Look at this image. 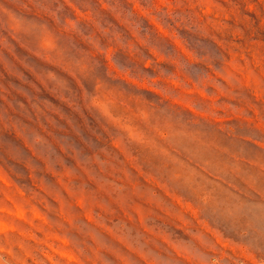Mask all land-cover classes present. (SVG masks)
<instances>
[{
  "label": "rangeland",
  "instance_id": "rangeland-1",
  "mask_svg": "<svg viewBox=\"0 0 264 264\" xmlns=\"http://www.w3.org/2000/svg\"><path fill=\"white\" fill-rule=\"evenodd\" d=\"M213 261L264 264V0H0V264Z\"/></svg>",
  "mask_w": 264,
  "mask_h": 264
},
{
  "label": "clouds",
  "instance_id": "clouds-1",
  "mask_svg": "<svg viewBox=\"0 0 264 264\" xmlns=\"http://www.w3.org/2000/svg\"><path fill=\"white\" fill-rule=\"evenodd\" d=\"M213 264H218V261H213Z\"/></svg>",
  "mask_w": 264,
  "mask_h": 264
},
{
  "label": "bare ground",
  "instance_id": "bare-ground-1",
  "mask_svg": "<svg viewBox=\"0 0 264 264\" xmlns=\"http://www.w3.org/2000/svg\"><path fill=\"white\" fill-rule=\"evenodd\" d=\"M263 201V200H262ZM258 202H260V201H258Z\"/></svg>",
  "mask_w": 264,
  "mask_h": 264
}]
</instances>
